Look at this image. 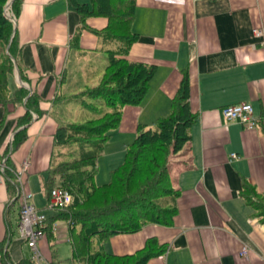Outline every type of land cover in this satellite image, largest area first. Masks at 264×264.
<instances>
[{"label":"crops","instance_id":"0c3cea01","mask_svg":"<svg viewBox=\"0 0 264 264\" xmlns=\"http://www.w3.org/2000/svg\"><path fill=\"white\" fill-rule=\"evenodd\" d=\"M76 4L91 7V0H21L17 16L10 18L27 81L18 82L15 65L9 88L13 84L11 92L19 86L29 95L34 92L43 114L31 112L26 139L11 152L16 124L26 109L23 102L6 110L0 105V157L10 155L16 168L28 160L29 192V174L46 173L50 161L55 95L95 83L106 63L109 44L98 31L107 19L89 16L82 24ZM255 28L262 36L253 34ZM132 29L138 36L128 59L154 64L155 72L141 103L124 106L115 129L136 133L138 124L153 126L167 115L182 69L189 75V102L197 117L187 150L170 166L178 191L173 222L96 239L95 248L132 254L153 237L164 251L146 264H264V224L240 194L245 180L264 193V0H135ZM237 103L252 105L258 119L254 129L223 118L222 107ZM44 179L41 175V186ZM16 198L11 178L2 175L0 264H51V242L54 264L61 244H68L74 255L68 222L55 221L49 230L53 240L43 232L38 241L42 259L33 261L18 235ZM244 245L246 255L241 254Z\"/></svg>","mask_w":264,"mask_h":264},{"label":"trees","instance_id":"16d2710c","mask_svg":"<svg viewBox=\"0 0 264 264\" xmlns=\"http://www.w3.org/2000/svg\"><path fill=\"white\" fill-rule=\"evenodd\" d=\"M7 2L0 0V105L6 110L10 104L23 102L26 109L15 127L10 145L11 152H14L26 139L31 112L41 116L43 110L39 109L34 92L29 95L22 86L14 92L9 88L8 78L15 65L19 67L20 79H27L19 64L20 51L14 24L5 16ZM20 2L12 0L7 9L11 16H17ZM76 9L82 24L89 16L107 19L106 27L98 34L100 32L109 45L104 49L106 63L96 84L83 82L71 91L72 94L55 95V101L62 106L67 103L74 105L78 101L94 116L83 121H69L62 114H53L57 125L42 187L47 200L55 186L68 190L72 200L67 209L45 219L41 232H45L48 241H52L51 223L56 218H63L69 224L73 258L79 264H146L149 258L164 251L163 245L153 237L148 238L138 251L125 255L97 249L94 241L135 232L147 224L170 225L173 222L178 212L175 203L178 191L173 188L170 166L183 148L187 150L191 126L197 117L189 102V75L187 69H182L168 114L157 118L153 126L138 124L134 140L126 147L123 163L111 170L108 183L96 184L97 163L109 138L108 132L119 125L124 106L141 103L155 65L128 59L130 48L138 36L132 29L135 0H91V7L76 4ZM77 37L75 35V39ZM99 102L109 110L101 111ZM5 163L11 169L16 168L10 155ZM6 174L9 178L13 176L8 170ZM240 194L254 210V216L264 224V193L257 192L245 180ZM50 248V262L54 264L52 242Z\"/></svg>","mask_w":264,"mask_h":264},{"label":"built area","instance_id":"2783aa9c","mask_svg":"<svg viewBox=\"0 0 264 264\" xmlns=\"http://www.w3.org/2000/svg\"><path fill=\"white\" fill-rule=\"evenodd\" d=\"M252 32L256 37L262 36L260 29L255 28ZM221 114L225 120L237 121L246 129H254L258 124L253 107L249 103L226 105L222 107ZM5 160L2 159L0 161V181L2 175H7V170L12 173L11 180L15 185L16 196L19 202L18 235L30 248L32 260L38 263L42 259L38 241L42 238L41 227L44 225L46 217L31 203L32 193L25 189L26 172L29 162L28 160H24L19 167L11 169L7 166ZM71 200L72 196L70 192L60 186L53 187L48 198L49 204L59 209V211L67 209ZM241 254H247V246L244 245L242 247Z\"/></svg>","mask_w":264,"mask_h":264},{"label":"rangeland","instance_id":"374dc122","mask_svg":"<svg viewBox=\"0 0 264 264\" xmlns=\"http://www.w3.org/2000/svg\"><path fill=\"white\" fill-rule=\"evenodd\" d=\"M9 18H11V14L8 13ZM105 55V54H104ZM106 57V55H105ZM97 81L94 84H96ZM13 84H10V88ZM100 101V100H99ZM71 104L67 103L62 106L61 103H56L52 109V115L55 116L58 114H62L69 121H83L88 118H93L94 113L82 108V106L75 101ZM99 107L101 111L109 110L105 104L99 102ZM154 122L151 124L153 125ZM118 131V132H117ZM109 138L105 142L104 149L102 155L98 159L97 163V174L95 176V183L105 184L110 181V172L112 169L116 168L120 164L123 163L125 158L126 147L130 144L136 133L129 132H120L118 129H112L109 132ZM183 148L181 151H184ZM46 178L47 173L41 172L36 174H29L28 184L30 188V192L32 193L31 203L37 208L42 207V212L46 218H51L54 215L56 216L59 213V209L52 207L46 197L44 189L40 185V177ZM66 222L63 218H56L53 222ZM53 240V238H52ZM56 246V245H55ZM57 264H78V262L73 258L71 248L68 244H61L57 250Z\"/></svg>","mask_w":264,"mask_h":264},{"label":"water","instance_id":"95a60500","mask_svg":"<svg viewBox=\"0 0 264 264\" xmlns=\"http://www.w3.org/2000/svg\"><path fill=\"white\" fill-rule=\"evenodd\" d=\"M12 0H8L7 4L5 5V16L7 18H9L8 14L6 13L7 9L9 8L10 4H11ZM10 19V18H9ZM12 22H14L12 19H10ZM13 36V35H12ZM12 39V37H11ZM10 39V41H11ZM10 43V42H9ZM8 47V46H7ZM7 51V50H6ZM16 69V72L18 71L17 67L15 68ZM17 79H18V82L21 84V85H24L19 77V75L17 74Z\"/></svg>","mask_w":264,"mask_h":264}]
</instances>
